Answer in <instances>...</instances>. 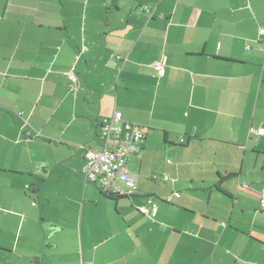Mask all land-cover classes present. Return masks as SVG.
Listing matches in <instances>:
<instances>
[{"label": "crops", "instance_id": "obj_1", "mask_svg": "<svg viewBox=\"0 0 264 264\" xmlns=\"http://www.w3.org/2000/svg\"><path fill=\"white\" fill-rule=\"evenodd\" d=\"M261 25L264 0H0V264H264ZM115 110L144 133L121 199L77 148Z\"/></svg>", "mask_w": 264, "mask_h": 264}, {"label": "built area", "instance_id": "obj_2", "mask_svg": "<svg viewBox=\"0 0 264 264\" xmlns=\"http://www.w3.org/2000/svg\"><path fill=\"white\" fill-rule=\"evenodd\" d=\"M258 33L264 36V25L259 27ZM249 45H246L248 48ZM153 68L159 76H163L164 67L161 61L153 63ZM70 89H75L77 82L76 74L67 72ZM21 115V113H18ZM250 133L257 137L264 135V128H250ZM29 134V132H27ZM99 136L103 141L101 149H93L86 144H78L77 148L84 153V164L82 174L85 182L95 183L103 192L131 196L137 190L138 175L127 169L128 158L138 152L144 140V133L141 126L133 121L123 118L122 113L115 110L110 116L102 117L99 120ZM179 142H183L180 138ZM171 159H166L170 163ZM154 178L157 175L154 174ZM164 179H168L163 175ZM261 206L264 207V190L260 195ZM142 213H149L150 209L139 206ZM154 211L151 208V212Z\"/></svg>", "mask_w": 264, "mask_h": 264}, {"label": "trees", "instance_id": "obj_3", "mask_svg": "<svg viewBox=\"0 0 264 264\" xmlns=\"http://www.w3.org/2000/svg\"><path fill=\"white\" fill-rule=\"evenodd\" d=\"M263 39L261 38V39H259V41H262ZM154 63V62H153ZM153 66V65H152ZM154 69V68H153ZM164 75V74H163ZM156 76H158V77H162V76H159L158 74H157V72H156ZM68 87H69V83H68ZM69 89H70V87H69ZM75 89H76V82H75ZM75 89H70V90H75ZM110 116V115H109ZM180 143H182V142H180ZM143 144V143H142ZM163 175H165V174H163ZM163 177V176H162ZM164 179V178H163ZM166 180V179H165ZM241 184H242V182H241ZM101 190V189H100ZM262 191L263 190H260V193H259V195H261V193H262ZM101 192H102V194L103 195H105L106 197H108V198H113V199H121V198H126V197H130V196H125V195H118V194H110V193H106V192H103L102 190H101ZM137 193V190H136V192L134 193V194H136ZM133 194V195H134ZM133 195H131V196H133ZM264 208V207H263ZM138 209V208H137ZM142 213V212H141ZM149 213H151V209H150V212ZM149 213H147V214H149ZM145 214V213H144ZM221 225L222 226H225V222H221Z\"/></svg>", "mask_w": 264, "mask_h": 264}, {"label": "rangeland", "instance_id": "obj_4", "mask_svg": "<svg viewBox=\"0 0 264 264\" xmlns=\"http://www.w3.org/2000/svg\"><path fill=\"white\" fill-rule=\"evenodd\" d=\"M20 120L22 121V119L20 118ZM22 122H24V121H22ZM35 136V135H34ZM38 137V136H37ZM40 137H43V135H40L38 138H40ZM35 138V137H34ZM29 195H32V194H29Z\"/></svg>", "mask_w": 264, "mask_h": 264}]
</instances>
